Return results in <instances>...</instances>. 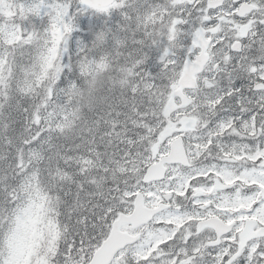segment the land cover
Instances as JSON below:
<instances>
[{"label":"snow or ice","instance_id":"obj_1","mask_svg":"<svg viewBox=\"0 0 264 264\" xmlns=\"http://www.w3.org/2000/svg\"><path fill=\"white\" fill-rule=\"evenodd\" d=\"M0 264H264V0H0Z\"/></svg>","mask_w":264,"mask_h":264}]
</instances>
